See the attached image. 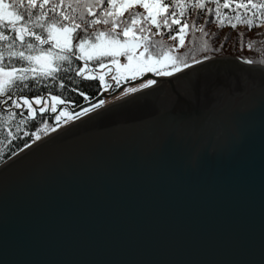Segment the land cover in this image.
Listing matches in <instances>:
<instances>
[{"label":"water","instance_id":"1","mask_svg":"<svg viewBox=\"0 0 264 264\" xmlns=\"http://www.w3.org/2000/svg\"><path fill=\"white\" fill-rule=\"evenodd\" d=\"M245 60L128 79L156 83L0 161V264H264V64Z\"/></svg>","mask_w":264,"mask_h":264},{"label":"trees","instance_id":"2","mask_svg":"<svg viewBox=\"0 0 264 264\" xmlns=\"http://www.w3.org/2000/svg\"><path fill=\"white\" fill-rule=\"evenodd\" d=\"M5 2L8 3L10 0H5ZM84 2L89 3L91 7L84 8L82 6ZM201 2L205 5L203 10L191 7L194 0H174V4L184 5L183 15H180V7L170 5L168 12L175 11L177 15L173 17L165 13L168 25L162 22L163 18L160 15L156 19V23L149 21L142 8L137 6L136 3L131 7H120L121 4H124L122 0H115L117 7L111 10V15L105 14V9L111 7L108 0H102L98 5L96 0H80L79 4L77 0H51L47 7L50 8L52 4L62 5L58 6L55 12H49L48 19L53 16L63 19L60 13L76 17V22L81 23V29L77 30L81 36L91 32L107 33L113 29L115 23V33H119L117 38L121 39L126 37L123 35V30L125 23H127L129 28L133 30L132 33L128 34L139 36L144 43L157 42V48L163 46V51L171 57L183 56L187 64L203 57L222 54L236 55L239 58L254 62L264 60V15H260L258 19L254 20V26L251 29L236 19L237 15L241 20L252 18L255 10L248 5V0H218L219 7H217V0H201ZM226 2L229 5L227 8L223 7ZM253 2L259 3L260 0H253ZM238 5H247V7H238ZM73 9H75V12H73ZM217 11L221 14L220 17L216 15ZM134 13L139 15L133 21L130 19V15ZM81 15H83L85 21L101 22L94 23L85 30V24L80 20ZM221 18L223 19L222 27L218 26ZM173 19L180 21V23L173 24ZM104 20H107L108 23H103ZM63 22L68 23L66 20ZM232 23H236V28L231 27ZM185 24L189 27H184ZM141 27L145 31L141 32ZM182 27L184 31L180 30ZM201 28L203 31H200ZM33 30L42 37L47 38V33L43 32L42 29ZM3 31L5 35L10 37L8 41H0V51H5L4 65L16 68L34 67L36 71L29 73V80L24 82L27 87L18 88L12 95L0 96V161L36 136L69 120L62 117L57 121L56 117L59 116L61 107H64L68 112H72V117H75L77 113H82L85 109L100 104L101 99L117 87L112 83L110 89L105 90L104 82L96 73V66L102 58L100 60L77 59L81 56V49L75 47L79 40L71 42L74 53L70 58L71 63L60 62V70L53 79L52 77H45L41 73L47 70L46 67H42L44 61H50L52 66H55V56H47L50 49L53 53L59 52V48H53L55 40L47 44H39L34 37H26V40L36 46L31 52L20 41H15L14 50L24 51L25 55L44 58L42 61H33L29 64L28 61L8 58L5 45L13 43L11 37L14 33L8 29ZM205 42L208 50L202 51ZM249 42H254L251 48L248 47ZM89 43H92V41L90 40ZM84 65L93 68L92 74H87L84 71L82 74L77 75V70L84 69ZM169 71H171V67H169ZM148 78L150 79V77ZM53 95L59 96L64 100V103L57 104L55 113L51 112L50 108H46L44 113H40L38 109L42 106L35 104L33 105V118H29L28 108L23 106V100L19 99L20 96L25 98L40 96L49 98V102ZM12 99H17L22 107L15 108L11 102ZM22 120L26 122L21 123ZM25 133H28V135H25Z\"/></svg>","mask_w":264,"mask_h":264},{"label":"snow or ice","instance_id":"3","mask_svg":"<svg viewBox=\"0 0 264 264\" xmlns=\"http://www.w3.org/2000/svg\"><path fill=\"white\" fill-rule=\"evenodd\" d=\"M51 0H10V2L6 3L5 0H0V41H8L10 37L5 35L4 29L10 30L14 35L11 37L13 43L6 44L5 49L7 52V56L9 59L17 58L19 61H28L31 64L33 61H42L44 58L39 56L25 55L24 51L14 50L15 41H20L22 45H25L29 52L33 51L36 47L33 43L26 40V37H34L35 41H38L39 44H47L52 40H55V44L53 48H59V52L53 53L50 49L47 52V56H55V66H52L50 61H44L42 63V67H46V71L42 72L41 75L45 77L55 78L56 73L60 70L61 64L60 62L71 63V56L73 53V40H79V43L75 45L76 48L81 49V56L77 57V59L85 58L87 60H100L102 57L116 55L125 56L128 60V63L123 65V67L131 73L127 79L135 80L138 77L143 76L145 73H153L157 76H169L181 70L180 65L189 67V65L185 62L183 56L171 57L168 56L165 51H163V46L157 48V42H153L151 44L145 42L144 43V51L139 54V56L135 53V48L138 45L130 43L128 40L123 41L122 43L117 39L119 33H115V23L113 24V29L109 32H91L87 33L84 36H81L77 31L81 29V23L76 22V17L67 16L63 13H60V16L63 19H58L53 16L51 19H48L49 12H55L58 6L57 4H52L50 8L47 6L50 4ZM102 0H96V4L101 3ZM135 2H139V0H135ZM77 3H80V0H77ZM110 4V8L105 9L106 15H111V10L116 8L117 5L115 0H108ZM180 7L181 12L180 15H183L184 5L174 4V0H158L157 3L149 5L148 3L142 4V6L147 10L154 7L158 14L163 18V23L168 25V19L165 13L175 17L177 13L175 11L168 12L169 6ZM248 5L251 6L255 11L253 12L251 19L241 20L239 15L236 16L237 21L244 23L249 29L254 26V20L258 19L260 15H264V0H260L259 3H254L253 0H248ZM84 8H90L91 5L87 2H84L82 5ZM129 6L128 0H125L124 4H121L120 7ZM247 7V5H238V7ZM192 8L203 10L205 5L201 2V0H194V3L191 5ZM217 7H219V3L217 0ZM223 7H229L226 2ZM75 12V9H73ZM89 14H91L89 12ZM138 13H134L130 15V19L133 21L138 16ZM149 15L152 17L153 22L156 23V17L149 11ZM216 15L220 17V13L217 11ZM68 21V23H64L63 21ZM80 20L85 24V30L87 27H90L94 23H100L101 21H85L83 15H81ZM103 23H108L107 20H104ZM173 24H179L180 21L173 19ZM157 26H159L157 24ZM220 27L223 26V19L221 18V22L218 25ZM184 27H189V25L185 24ZM231 27L236 28V23H232ZM33 29H42L43 32L47 33V38L42 37L40 34H37ZM184 31L182 27L180 29ZM140 31L143 32L145 29L143 27L140 28ZM200 31H203L201 28ZM129 33V25L125 23L123 35L127 36ZM207 35V33H205ZM107 37L106 40L102 39ZM92 43H89V41ZM254 42H249L248 47L251 48ZM87 46V48H85ZM152 49V50H150ZM39 50V49H37ZM202 51H207L208 46L205 42ZM86 53V55H85ZM207 59V57H205ZM5 60V51H0V96L12 95L16 92V90L20 87H27L24 83L29 80V73L35 72L36 69L34 67L29 68H16V67H8L4 65ZM200 61H195V63H199ZM245 63H254L251 60H245ZM113 63H117V61L113 60ZM260 64H264V60L259 62ZM103 66V65H101ZM169 67H171V71H169ZM84 72V69L81 68L77 70L76 74L80 75ZM90 78V77H89ZM103 82V77L100 78ZM113 80L117 81V86H119L120 80L117 79L116 76L112 77ZM156 81L149 79L146 82L140 85L141 88H148L151 85L155 84ZM138 89L136 87H132L128 89V92H136ZM19 99L23 100V106L28 108L29 118H33V105L32 102L20 96ZM12 104L15 108H21V103L18 102L17 99H12ZM43 103L42 107H39L38 111L40 113H44L46 108H50L51 112L55 113L57 111V104H63L64 100H62L59 96L53 95L51 96V103L47 100H43L41 98H37L35 100L36 105H40ZM104 101H100V104L94 105V107H99L103 104ZM85 112L89 111V109H85ZM11 116V113L9 114ZM77 116L80 113L76 114ZM65 113L61 111L60 115L56 117L57 121H59ZM26 121L22 120L21 123H25ZM53 131L55 128L52 129ZM11 134V133H9ZM28 135V133H25ZM36 139H40L39 136H36ZM27 146V145H26Z\"/></svg>","mask_w":264,"mask_h":264},{"label":"rangeland","instance_id":"4","mask_svg":"<svg viewBox=\"0 0 264 264\" xmlns=\"http://www.w3.org/2000/svg\"><path fill=\"white\" fill-rule=\"evenodd\" d=\"M124 3H125V0H122ZM158 0H139V2H135V0H128V4L129 6H125L124 8L126 7H131L133 6L134 3H136L137 6H140L144 12V14L147 16V18L149 19V21L153 22V19L152 17L149 15V11L152 12L153 15H155L156 19H158L160 16L157 12V10L152 7L150 9H145L142 4L144 3H148L149 5H152L154 3H157ZM133 30L131 28H129V33H132ZM104 40L107 39V37H104L102 38ZM121 43L125 40H128L130 43L132 44H135V45H138V47L135 48V53L137 56H139V54L141 52L144 51V41L139 37V36H134L132 34H128L126 37L124 38H117ZM113 60L117 61V63H113ZM128 63V60L125 56H122V55H116L115 57H112V56H107V57H102V60L101 62L96 66V73L101 77H103V82L105 84V90H109L110 89V85L112 83H114L115 85H117V81L116 80H113L112 77L113 76H116L117 79L120 80V83L128 80L127 77L131 75L130 72H128L124 67L123 65L127 64ZM103 65V66H101ZM92 70L93 68H88L86 65H84V71L85 73L87 74H92ZM151 79V78H150ZM147 80H149V78L147 77L140 80V81H137V82H133V83H126L124 84L119 90H116V91H112L110 94L108 93L107 95H105L101 101H104V102H107L113 98H116L120 95H123L125 93L128 92V89L132 88V87H140V85L144 82H146ZM119 83V84H120ZM41 98L42 101L43 100H49V98L47 97H40V96H35V97H32V98H27L29 99L31 102H32V105H35V100L37 98ZM51 102V99L49 101V103ZM39 106H43V103H41ZM61 111H63L65 113V116H63V118H65L66 120L67 119H70L72 116H73V113L72 112H68L67 110H65L64 107H61L60 110H59V115L61 113Z\"/></svg>","mask_w":264,"mask_h":264}]
</instances>
